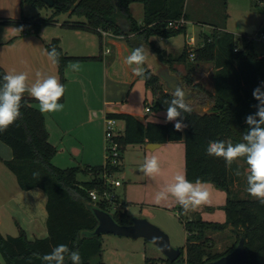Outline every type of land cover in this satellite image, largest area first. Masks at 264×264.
I'll list each match as a JSON object with an SVG mask.
<instances>
[{
  "label": "trees",
  "instance_id": "1",
  "mask_svg": "<svg viewBox=\"0 0 264 264\" xmlns=\"http://www.w3.org/2000/svg\"><path fill=\"white\" fill-rule=\"evenodd\" d=\"M36 8L46 5L41 0H24ZM140 2L143 7V24L137 25L129 13L128 5ZM264 12V0H262ZM185 0H53L51 13L45 18L23 20L25 25L36 27L41 22L52 23L54 16L68 12L69 15L81 17V20H64L61 24L72 28L92 30H108L114 34H122V20L129 27L128 33L136 32L149 46L155 57L166 63L176 73L185 86L192 91L205 93L212 103L206 112L193 108L191 113L181 112L178 118L187 127L181 132L174 129L177 121L141 122L130 113L107 112L106 117L123 120L124 126L115 139L121 150L128 144H147L182 142L183 174L189 181L211 182L226 192L223 204L226 221L224 223L206 222L195 216L184 221L187 231L185 255L180 262L185 264H203L227 253L239 240L248 251L246 264H264V204L255 198L239 197L230 188L231 170L235 165L226 164L223 158L209 156L206 149L210 141H224L233 144L244 142L242 136L248 129L245 118L256 112L254 105L258 101L253 98V90L264 82V57H258L253 51L251 41H246L243 34L240 45L236 36L225 29L223 24L213 25L209 34H203L201 42L192 48L193 58L185 66L196 63H210V78L213 91L208 92L200 83L190 80V68L187 74H180L171 67L173 60L183 62L187 57L185 47L177 57L164 56L162 49L147 39L151 35L170 37L183 32L182 27L173 28L169 22L183 19L194 21L189 9H184ZM28 20V21H27ZM6 19H3V22ZM55 47L60 53L58 71L62 72L65 64L72 59L89 57H73L64 55L56 40L47 44V51ZM237 47L236 50L234 48ZM185 64V63H184ZM146 69L143 81L152 93L149 109L152 112L166 110L165 100L171 101L172 93L164 87L163 82ZM4 69L0 66V89L3 86ZM33 97L24 94L21 101V116L7 131L0 132V141L11 151V158L4 161L5 166L14 175L18 188L28 190L40 188L45 193L46 231L42 238L27 239L23 231L16 236L0 234V264H43L37 255L43 256L51 252L59 244H66L70 250L78 251L82 264H88L92 257L101 252L100 235L89 234L96 225V219L90 210L94 205L109 212L111 205L104 202L92 203L88 190L95 188L102 191V179L98 176L102 165H78L60 168L51 159L55 147L49 143L45 130L43 114L35 108ZM122 159V157L120 158ZM244 167L249 166L246 158H240ZM121 163L115 166L106 165L113 172L120 171ZM78 172L90 175L89 179L79 180ZM97 176L99 179H97ZM111 191V188L106 187ZM117 200V196L116 199ZM122 211L111 213L119 224H127L129 216L120 203ZM110 213V212H109ZM230 226L235 232L233 243L222 251L212 249L213 242L208 231L222 230ZM85 233V235H82ZM176 264L175 262H170ZM65 264H72L66 256ZM179 264V263H178Z\"/></svg>",
  "mask_w": 264,
  "mask_h": 264
},
{
  "label": "rangeland",
  "instance_id": "2",
  "mask_svg": "<svg viewBox=\"0 0 264 264\" xmlns=\"http://www.w3.org/2000/svg\"><path fill=\"white\" fill-rule=\"evenodd\" d=\"M262 6V0H185L184 9H189L194 21L186 22L185 33L179 32L169 39V44L173 47L181 46L183 40L193 36L195 44L198 45L199 43L196 42L201 41L202 35L211 32L212 24L220 26L221 19L224 18L225 29L236 31L238 24L255 26L251 35V46L253 51L259 55L263 52V47L255 40L253 34L264 30ZM50 9L48 6L33 7L24 0H0V64L7 74L27 73V86H32L36 82L37 72L42 73L40 80L51 75L56 76L60 83H63L66 97L62 103L63 110L58 112V116L51 114L52 118L47 121L50 130L49 141L55 145L52 158L55 166L60 168L75 165L83 167L87 163H100L105 142L104 115L99 109L102 96L113 94L117 104L127 105L134 112L141 113L144 105L150 104L152 93L149 88L145 87L143 78L133 74L132 68L136 65L129 66L125 62L126 57L133 51L128 46V42L120 40L123 42L118 44L102 40V46L99 49L98 37L93 32L64 28L57 22L53 24L41 22L36 27L24 24L23 20L26 19L48 17ZM63 18L67 19L66 14L60 13L54 19L64 20ZM3 19L6 21L3 22ZM53 38L62 51L101 54L99 62L107 67L106 70L102 71L101 64L96 62L87 61L74 64L69 62L59 73L57 64H53L46 55V46ZM241 38V35L236 36L238 45L241 43ZM184 47L186 52L192 48L188 44ZM106 49L109 50L107 54L104 53ZM147 57L145 64L151 65L152 56L147 54ZM109 59H112L111 62ZM188 62H191L188 58L183 60L185 65ZM197 64L185 66L187 70L191 66L190 80H194L197 74L195 76L193 72L200 67L203 72L200 78L201 83L209 88L210 64L204 62L199 63L198 66ZM73 65H78L79 70L73 71ZM181 67L183 69V65ZM177 71L180 72V69ZM202 96L203 93H200L196 99L188 100L190 107L199 112L206 110L207 104ZM34 106L38 104L34 103ZM154 115L147 112L149 118L153 119ZM59 116L68 120L60 125ZM154 119L160 122L166 121V110H158ZM173 145L175 144H161L154 150L146 151L147 158L153 155L158 158L161 168V173L155 179L148 177L147 182L142 181L140 171L146 158L138 152L136 146H125L121 150L123 167L112 176L120 182L119 185L111 188V192L117 196V200L113 201L116 208L109 207V212L122 211L120 202L124 199L125 186L127 188L125 198L127 202L123 207L125 212L130 216L144 217L157 225L167 234L170 244L181 249V256L184 257L188 234L183 227L184 221L197 216L206 222L224 223L226 216L223 204L227 195L223 189L213 183L205 182L210 193L209 202L195 211L184 212L175 197L166 191L168 185L174 183V176L177 173L183 174V148L179 151L173 148ZM10 153L9 147L0 141V185H3L0 186V203L8 200V190L18 188L14 175L4 164V161L10 158ZM233 164L236 167L235 170H231L232 193L234 192L239 197L253 198L247 192L248 168L244 167L240 158ZM237 171L240 175H236ZM98 176L97 179L100 177ZM77 178L85 180L87 174L78 172ZM41 191L45 195L44 191ZM161 191L166 192L167 200L157 205L154 203V197ZM5 212V208L0 209V230L3 234L8 232L7 227L11 225ZM12 232H15L13 228ZM208 232L213 242L212 249L215 251L224 250L235 239V232L230 229V226ZM100 241V254L92 257L88 264H171L166 261L156 246L143 238L131 239L112 233H103L100 234ZM0 261L2 262L1 255Z\"/></svg>",
  "mask_w": 264,
  "mask_h": 264
},
{
  "label": "clouds",
  "instance_id": "3",
  "mask_svg": "<svg viewBox=\"0 0 264 264\" xmlns=\"http://www.w3.org/2000/svg\"><path fill=\"white\" fill-rule=\"evenodd\" d=\"M107 54V53H106ZM48 59L53 64L59 63L60 53L55 47L46 51ZM147 53L143 47L134 49L125 62L129 65H136L132 68L135 76L143 77L146 69L143 65L147 61ZM73 70L78 71V65L72 66ZM42 73L37 72V80L29 88L27 86L28 74L8 73L3 76V86L0 89V132L7 131L16 120L21 116V101L25 92L39 102V111L42 113H52L63 110L64 105L59 103L64 95L65 88L56 76H48L40 80ZM253 98L258 101L254 105L256 112L245 118V123L249 126L242 136L244 142L233 144L224 141H210L206 149L209 156L223 158L226 164L231 165L238 158H246L249 166L247 176V192L264 204V82L253 90ZM172 99L165 100L166 122L177 121L174 125L176 131H183L187 125L183 124L178 118L181 112L191 113L192 109L186 100V93L181 87H177L172 92ZM140 171L146 176L155 179L161 173L158 158L153 155L145 159ZM236 175H240L239 171ZM167 193L175 197L179 206L184 212L195 211L198 207L209 202L210 193L205 182L197 179L195 182L189 181L185 174L177 173L174 176V183L168 185ZM93 198L95 194L93 193ZM167 200L166 192L156 193L154 203L161 204ZM85 235V233H82ZM37 255L43 264H65L66 256L72 264H82V258L78 251H72L66 244H59L52 248L51 252L43 256Z\"/></svg>",
  "mask_w": 264,
  "mask_h": 264
},
{
  "label": "crops",
  "instance_id": "4",
  "mask_svg": "<svg viewBox=\"0 0 264 264\" xmlns=\"http://www.w3.org/2000/svg\"><path fill=\"white\" fill-rule=\"evenodd\" d=\"M128 8H129V13H130L131 17L134 19L136 24L141 26L143 24V22H142V19H143L142 4L140 2H131V3H129ZM48 12L51 13V9ZM62 14H66V16H67L66 20H81V19H83V18L77 17L75 15H69L68 12L62 13ZM54 18H55V16H54ZM64 20L54 19V21L51 24L57 22V23H59L60 26H62L64 28L74 29V30H78V31L84 30V31L95 33L98 37L99 49H101V46H102L101 41L102 40L104 42L106 40H109L112 42H117L118 44H121V42L125 41V42H128V46H130L133 50L136 48L143 47L145 49L146 53L150 54V56H152L151 65L149 63H147V64H144L143 67H145L149 70L150 69L153 70V66H154L153 61L156 57L153 54V52L150 50V48L146 44V42H144L142 39H140V37L136 36V34H135L136 32H134V33L132 32V33H128V34H124V33L114 34L113 32L108 31V30H101L102 32L105 33L104 35H102L101 32L97 33V32L92 31V30L72 28V27H69L66 25L64 26L61 24ZM186 22H190V21H185L183 33H185V31H186ZM120 25L127 27V25L124 23V21H122ZM242 25L247 26L249 24H242ZM226 30L231 31L235 36L240 35V32H238L237 30L236 31L229 30V29H226ZM174 36L161 37V36H157V35H151L148 37L147 40L149 42H152L156 47L162 49L164 52V56L168 55L170 57H177L181 53L182 49L184 48L185 42L183 40V43L181 46H176V47L171 46L169 44L170 43L169 39H171ZM120 40H123V41H120ZM200 42L201 41L196 42V43H200ZM60 50H61V48H60ZM105 51L106 50H104V53H109L108 49L106 52ZM61 52L67 56L89 57L87 59H81V60L80 59H72V60L67 62V63L70 62V64H74L76 62H87V61L96 62L97 64H101L99 62V60L101 58V54H98V55L97 54H90V53L79 54V53H70V52L62 51V50H61ZM100 53H101V51H100ZM186 58H188V55ZM111 60L112 59H109L110 62H111ZM188 60H190V59L188 58ZM66 64H65V66H66ZM198 64H197V66H198ZM182 65H183V69L181 67ZM0 66L3 68V66L1 64H0ZM101 66H102V71H104V69L106 70L107 67L105 65L101 64ZM148 66H150V67H148ZM171 67L176 71L180 69L179 73L182 75L188 73L187 69L185 67V64L183 62L173 60L171 62ZM175 67L179 68V69H176ZM72 70H73V68H72ZM91 70H93V69L91 68ZM4 71H5V69H4ZM73 71H75V70H73ZM211 72H212V67L210 64V73L209 74H211ZM5 73L7 74L6 71H5ZM92 73L93 72L91 71V74H90L91 76H92ZM202 73L203 72L200 69V67H197L196 71L193 72V75L196 76V74H197V76L194 78L193 81L200 83L208 92H212L213 87H212L211 78H210L209 88L205 87V85L202 84L201 83L202 81L200 80V78H202ZM141 78H143V77H141ZM61 84L63 85V83H61ZM28 87L30 88L31 86H28ZM24 94L31 96L28 92H25ZM202 97L207 104V106H206L207 109L202 110V112H206L208 110V108L210 107L212 100L205 93H203ZM65 98L66 97L64 94L63 97L61 98V100L59 101V103H63ZM36 103L38 104V106L35 107L34 103H32V105L39 110V102H36ZM143 103H145V101ZM146 105H149V104H145L144 107ZM144 107H143V112H141V113L140 112H138V113L134 112V110L132 108L128 107L127 105H124L121 103L117 104V101L114 100V98H113V94H110L109 96L103 95L102 98L100 99V104H99V109L102 112V114L104 115V118L106 117L105 115L107 112H124V113L132 114L141 122H146L148 120L160 122L159 120L154 119L157 112L149 111L150 114H152V115L155 114L153 116L154 117L153 119L149 118V117H147V112L144 111ZM58 112H52V113H42L41 112L43 114L45 130L47 131V134H48V141H49V137H50V130L48 128L47 121H48V119L50 120L52 118L51 114H55L56 116H58ZM104 118H103V122H104ZM113 119H115V118H113ZM67 120L68 119H66V118L64 119L62 116H59V118H58L60 125H63L62 123H65V121H67ZM118 123H120V124H118ZM123 126H124L123 120L115 119V132L120 133V131H122V129H123ZM49 143L52 144V142H50V141H49ZM148 144L149 143H147V144H128L126 146H133V147L136 146L135 148L138 150V152H141V154L144 158L147 157L146 151L154 150L155 148L159 147L161 144H175V145H173L174 146L173 148H175L176 150H179V151H182V148H183L182 142L157 143V146H149ZM52 145L55 146L54 144H52ZM53 157H54V155H53ZM10 158H11V155H10ZM10 158H8V159H10ZM51 162H52V159H51ZM103 162H104V147H103V153H102V160L100 163H96V164L95 163H93V164H91V163L84 164L83 163V164L89 165V166H96V165H102ZM122 167H123V162L121 159V167L120 168H122ZM141 176H142V181H144V182L148 181L147 180L148 176H146L143 172H142ZM89 178H90V175L87 174L86 179H89ZM0 186H3V185H0ZM123 196H124L123 201L127 202L125 199L127 196V188L125 186H124ZM7 197H8L7 201L5 200V201L0 203V209L5 208L6 216L11 221V223L9 222V224H11V225L9 227H7L8 232H6V234H3V232L1 230H0V234H2L3 236H16L19 234L20 231H23V233L25 234L27 239L45 237L47 234V231H46V216H47V214H46V210H45L46 197H45V195H43L42 191L39 188L21 190L19 188L16 189V187H15V188H13L12 191L8 190V196ZM0 223H1V216H0ZM12 228L15 231L14 233L12 232ZM9 233H11V234H9ZM2 262H3V259H2ZM2 262L0 261V263H2Z\"/></svg>",
  "mask_w": 264,
  "mask_h": 264
},
{
  "label": "water",
  "instance_id": "5",
  "mask_svg": "<svg viewBox=\"0 0 264 264\" xmlns=\"http://www.w3.org/2000/svg\"><path fill=\"white\" fill-rule=\"evenodd\" d=\"M41 1L48 7L53 5V0ZM254 29V25H236V30L241 34H250ZM121 30L122 33L127 34L129 27L122 25ZM153 65V73L163 82L164 87L171 93L177 87H181L186 93L185 98L187 101L196 99L199 96L197 92L186 88L180 77L172 72L166 63L155 58ZM148 145L157 146V143H149ZM90 210L96 219V225L89 234L100 235L103 233H112L131 239L143 238L156 246L166 260L175 262L176 264H185L184 262H180V248L172 246L167 234L157 225L149 222L146 218L132 215L129 216L127 224H119L112 218L111 213L108 211L100 209L94 205L90 206ZM247 262L248 251L244 247L243 239L239 238L237 243L227 253L214 260L206 261L203 264H246Z\"/></svg>",
  "mask_w": 264,
  "mask_h": 264
},
{
  "label": "built area",
  "instance_id": "6",
  "mask_svg": "<svg viewBox=\"0 0 264 264\" xmlns=\"http://www.w3.org/2000/svg\"><path fill=\"white\" fill-rule=\"evenodd\" d=\"M185 24L183 19H178L173 22H169V26H172L173 28L182 27ZM254 31V30H253ZM101 34L104 35L105 33L100 30ZM246 41H251V35L250 34H243ZM255 40L260 42L263 47V52L258 55V57H264V30L256 31L254 32ZM185 44L191 45L192 48L196 45L195 39L193 36H189L187 40H184ZM192 48L187 50V55L189 59L193 58ZM237 47L234 48L236 50ZM107 51V49H106ZM145 112H149V105H146L144 107ZM117 132H115V119L111 117H105L104 118V162L102 164L103 170L100 172L99 176L102 179V185L104 186L102 191H98L95 188L88 190V195L92 201V203H95L97 201L104 202L106 205H111V208H116L113 204V201L116 199V194L114 192L106 190V187L113 188V186L119 185L120 182L118 179L112 178V176L116 173L111 171L109 168H106V165L109 166H115L119 165L121 163V147L118 144L117 140L115 139V135ZM95 194V198H93L92 194ZM121 203V202H120Z\"/></svg>",
  "mask_w": 264,
  "mask_h": 264
}]
</instances>
